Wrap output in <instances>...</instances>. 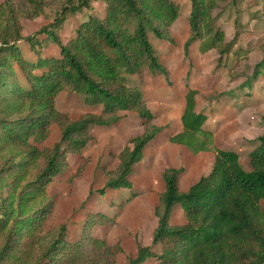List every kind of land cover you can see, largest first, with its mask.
Instances as JSON below:
<instances>
[{
    "label": "trees",
    "instance_id": "trees-1",
    "mask_svg": "<svg viewBox=\"0 0 264 264\" xmlns=\"http://www.w3.org/2000/svg\"><path fill=\"white\" fill-rule=\"evenodd\" d=\"M19 1L26 7L21 8ZM60 1L63 4L53 22L38 32L44 35L42 39L38 35L25 38L21 20L51 19L46 0L0 2V233L7 234L0 263L27 241L39 249L32 264H75L73 256L82 261L84 255L78 253L82 246L66 241V225L58 227L57 236L46 238L43 227L55 208L54 198L39 205L40 199L48 197L53 179L68 168L69 150L83 151L93 140L92 127H113L121 120V112H135L144 121L145 132L128 142L117 167L106 173L105 186L99 190L105 196L108 190L133 189V168L164 130L152 124L155 116L142 91L128 87L126 76L141 74L147 67L170 84L168 69L160 62L147 30L174 43L170 31L180 16L179 6L171 0H101L106 4L105 16L92 15L64 43L60 33L68 16L91 9L92 1L100 0ZM189 1L192 35L185 53L200 40V52L218 50L220 64L235 43H227L222 30L214 32V10L223 1L239 0ZM23 40L32 50L41 43L54 44L60 57H43L38 50L34 51L36 60L25 58L18 47ZM14 63L24 74L26 86L19 82ZM257 67H264V58ZM63 92L84 96L88 105L103 106L102 113L73 120L57 109L56 99ZM197 95L188 89L182 131L169 142L195 155L213 152V169L186 193L179 189L183 168L163 172L165 191L154 212L158 226L153 234V245H160V252L139 246L136 258L128 264H145L149 259L158 264H264V137L255 140L259 145L249 155L251 171L245 170L240 155L217 147L214 133L205 129L207 116L197 112ZM53 125L59 127L62 138L50 148L46 140ZM177 205L184 211V225L171 223ZM91 216H99L101 225L115 222L104 213ZM93 242L106 250L104 264H116L120 245L109 246L97 238Z\"/></svg>",
    "mask_w": 264,
    "mask_h": 264
},
{
    "label": "rangeland",
    "instance_id": "rangeland-1",
    "mask_svg": "<svg viewBox=\"0 0 264 264\" xmlns=\"http://www.w3.org/2000/svg\"><path fill=\"white\" fill-rule=\"evenodd\" d=\"M171 1L180 9V16L170 31L174 43L160 40L150 29L147 30L160 62L168 69L170 84L164 76L151 73L147 67L141 74L126 76L128 87H138L142 91L147 106L155 116L152 124L164 128L146 147L143 160L133 168L130 177L133 189L108 190L105 196L99 194V190L105 186L106 173L117 167L119 154L132 138L146 130L147 125L135 112H121V120L113 127H92L93 140L83 151L69 150L66 156L68 168L48 186V197L40 199L39 205L47 204L51 198L56 202L52 215L43 227L46 238L57 236L58 227L66 225L68 244L82 246L78 250L79 255H84L82 261L71 257L75 264H104L106 250L96 247L93 238L104 240L109 246H121L122 252L117 255L116 264H128L130 259L136 258L139 246L151 247L155 254H159L160 245H153V234L157 228L154 212L165 191L163 172L168 168H183L179 183L181 192L186 193L184 191L192 184L212 171L215 163V154L211 158L198 160L186 154V149L169 142L182 130L181 116L188 89L198 92L197 112L207 116L205 129L214 133L216 146L241 154L242 166L247 171H251V165L245 153L255 146L242 139L264 136L261 129L264 123L258 119L264 114V102L256 104L260 97L253 96L247 89L250 82H259L258 79L264 77V67H257L264 58V0L223 1L214 10V32L222 30L227 43H235L231 53L220 64L218 50L205 54L200 52V40L190 46L186 55L185 43L192 35L189 23L191 2ZM62 4L60 0H46L51 19L44 16L35 20L23 18L22 35L25 38L31 35L44 38L38 32L53 22L52 17ZM19 5L26 7L23 1H19ZM255 6H259L258 11ZM105 10L103 1H92L91 9L68 16L65 28L60 33L62 41L67 43L75 37L78 27L92 15L104 17ZM18 47L25 58L32 60L37 59L35 52L38 50H42L43 57H60V51L54 44L46 47L41 43L32 50L28 41L23 40ZM14 66L19 82L26 86L24 74L17 63ZM259 90L264 91V84ZM56 106L73 120H79L85 114L100 115L103 111V106L86 104L84 96L66 92L58 95ZM61 138L59 127L53 125L46 145L52 148ZM262 204L264 206V201ZM177 207L181 208L183 215L179 218L176 213L171 223L184 225V211L180 205ZM94 213H104L115 222L101 225L99 216H91ZM6 235L0 233V249L6 242ZM38 250L27 241L0 264H32Z\"/></svg>",
    "mask_w": 264,
    "mask_h": 264
},
{
    "label": "crops",
    "instance_id": "crops-1",
    "mask_svg": "<svg viewBox=\"0 0 264 264\" xmlns=\"http://www.w3.org/2000/svg\"><path fill=\"white\" fill-rule=\"evenodd\" d=\"M254 8H256V10L258 11V9H259V6H255ZM256 22H258V19H256L255 20ZM253 53H255V51L253 52ZM259 80V82H250L249 83V86L246 84V88H247V86L249 87V88H247V89H250V93H252L253 94V96H255V95H258V97H260V99H259V101L258 102H256V104H263V102H264V91L263 90H259V88H261V85H263L264 84V82H261V81H264V77H261V78H259L258 79ZM241 85V84H240ZM242 88L244 87V86H241ZM240 89V94L242 95V93H243V89ZM246 90V89H245ZM246 93H248V92H246ZM185 103H186V101H185ZM252 103L253 102H251V105H252ZM255 106V105H254ZM185 109V108H184ZM262 109L264 110V105H263V107H262ZM184 112V111H183ZM263 117H264V114H262V116H259L258 117V119L260 120V121H262L263 123H264V119H263ZM261 129L262 130H264V126H263V128L261 127ZM182 131V130H181ZM259 137H264V136H259ZM258 137V138H259ZM257 139V138H256ZM256 139H254V138H244V139H242L245 143H248V144H250V145H253V146H255L254 147V149L259 145V143L258 142H255V140ZM175 145V144H174ZM178 147H182V148H184V149H186V151H187V153L186 154H188V155H193V157L195 158V159H198V160H202V159H205V158H208V157H213V155H214V153L213 152H201V153H199V154H197V155H195V154H193L191 151H189L186 147H184V146H180V145H177ZM253 149V150H254ZM252 150V151H253ZM252 151H248L247 153H245L246 154V160H248V157H249V155H250V153L252 152ZM192 153V154H191ZM212 154V156H209L210 154ZM237 153V152H236ZM239 154V153H238ZM240 155V162H241V159L243 158L242 157V155L241 154H239ZM214 157H215V155H214ZM209 158V159H210ZM249 159H250V157H249ZM214 161H215V159H214ZM247 163H249V161L247 162ZM139 164V163H138ZM242 164V163H241ZM249 165V164H248ZM250 165H251V160H250ZM251 167V166H250ZM246 170V169H245ZM208 175V174H207ZM196 184V183H195ZM195 184H192L191 185V187L193 186V185H195ZM190 187V188H191ZM190 188H188L187 190H185L184 192H188L189 190H190ZM179 189H180V183H179ZM181 191V190H180ZM134 201L136 202L137 200L136 199H134ZM131 204V203H130ZM178 208V209H177ZM176 213H178V215H179V218L183 215V213H182V210H181V208H179V207H175L174 208V210H173V216L172 217H174L175 216V214ZM155 221V224H156V226H155V228L158 226V218L156 217V219L154 220ZM136 256H137V253H136ZM155 261H157L156 259H149L145 264H152V263H157V262H155Z\"/></svg>",
    "mask_w": 264,
    "mask_h": 264
}]
</instances>
